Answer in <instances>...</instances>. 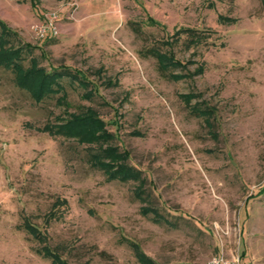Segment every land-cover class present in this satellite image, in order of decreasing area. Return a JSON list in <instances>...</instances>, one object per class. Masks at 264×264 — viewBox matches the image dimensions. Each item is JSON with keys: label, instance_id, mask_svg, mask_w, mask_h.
Instances as JSON below:
<instances>
[{"label": "rangeland", "instance_id": "374dc122", "mask_svg": "<svg viewBox=\"0 0 264 264\" xmlns=\"http://www.w3.org/2000/svg\"><path fill=\"white\" fill-rule=\"evenodd\" d=\"M0 20L29 47L24 66L80 70L94 90L63 80L67 108L37 103L0 67V264H52L26 222L66 264H141L136 250L264 264V0H0ZM86 107L140 181L49 131Z\"/></svg>", "mask_w": 264, "mask_h": 264}, {"label": "trees", "instance_id": "16d2710c", "mask_svg": "<svg viewBox=\"0 0 264 264\" xmlns=\"http://www.w3.org/2000/svg\"><path fill=\"white\" fill-rule=\"evenodd\" d=\"M138 30V27H134ZM29 47L20 45L17 35L11 31L4 22L0 20V67L9 69L14 74V81L19 88L26 90L37 102H41L46 97L56 96V100L63 108H67V93L63 85V80H67L70 85H76L82 90V96L91 98L94 92L92 83L87 76L77 69H70L66 66H59L47 71L43 66H39L35 60L30 59L28 66L23 65L25 51ZM152 54L157 58L160 68L166 71L168 68L178 67L180 62L165 51L159 49L152 50ZM183 74H171L172 79H179ZM187 103H190L192 94H184ZM196 115L210 114V111L202 108L191 109ZM205 116V117H206ZM210 123V122H208ZM105 122L99 117L96 110L86 107L81 112L69 113L63 122L48 126L49 131L62 134L77 139L80 143L95 145V151L90 152L89 160L91 164L101 169L109 179L127 181L139 179L138 171L127 163L128 154L120 150L116 145L111 144L112 134L104 129ZM47 127V128H48ZM141 189H138L139 192ZM264 193V188L258 190L255 195ZM248 201V200H247ZM246 201V202H247ZM245 202V203H246ZM149 208L147 211H152ZM158 218V217H157ZM161 220V218H158ZM25 230L33 235L42 244L40 253L49 257L52 264H66L61 257L44 243L45 236L32 224L26 222L23 225ZM244 251L242 248L241 253ZM136 256L141 264H156L151 259L136 250Z\"/></svg>", "mask_w": 264, "mask_h": 264}, {"label": "built area", "instance_id": "2783aa9c", "mask_svg": "<svg viewBox=\"0 0 264 264\" xmlns=\"http://www.w3.org/2000/svg\"><path fill=\"white\" fill-rule=\"evenodd\" d=\"M213 264H219L218 260H214Z\"/></svg>", "mask_w": 264, "mask_h": 264}]
</instances>
